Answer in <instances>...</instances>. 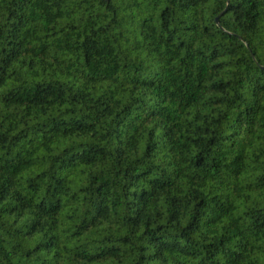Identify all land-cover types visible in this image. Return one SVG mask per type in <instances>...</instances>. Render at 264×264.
<instances>
[{"label":"trees","instance_id":"1","mask_svg":"<svg viewBox=\"0 0 264 264\" xmlns=\"http://www.w3.org/2000/svg\"><path fill=\"white\" fill-rule=\"evenodd\" d=\"M0 264H264V0H0Z\"/></svg>","mask_w":264,"mask_h":264}]
</instances>
